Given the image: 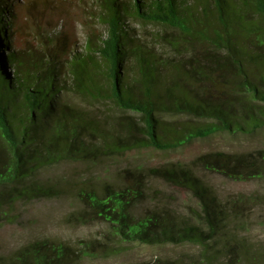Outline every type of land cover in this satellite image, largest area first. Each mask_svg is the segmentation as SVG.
<instances>
[{"label":"trees","instance_id":"trees-1","mask_svg":"<svg viewBox=\"0 0 264 264\" xmlns=\"http://www.w3.org/2000/svg\"><path fill=\"white\" fill-rule=\"evenodd\" d=\"M15 1L0 0V220L18 201L60 195L37 179L55 165L116 164L144 149L173 152L218 133L264 129V0H89L90 13L82 10L105 32H87L82 46L68 34V0ZM143 25L166 33L148 41ZM18 33L33 44L19 46ZM78 99L134 118L109 124ZM240 161L216 153L191 166H129L110 182H81L78 217L105 226L112 249L192 245L201 264H217L220 255L230 264H262L245 238L225 231L233 207H221L194 171L240 179L233 168ZM157 180L178 198L154 188ZM93 244L35 241L0 264H77L93 257Z\"/></svg>","mask_w":264,"mask_h":264},{"label":"rangeland","instance_id":"rangeland-1","mask_svg":"<svg viewBox=\"0 0 264 264\" xmlns=\"http://www.w3.org/2000/svg\"><path fill=\"white\" fill-rule=\"evenodd\" d=\"M17 1L14 5L21 7L27 0ZM68 1V34L77 45L82 46L87 32L93 29L96 33L105 32L103 25H97L88 18L91 17L87 14L92 8L89 0ZM82 9L86 10L87 14H84ZM251 16L256 20L258 18L253 14ZM4 20L15 22L13 17H4ZM13 27L16 28L14 25ZM139 31L148 41L151 34L162 36L166 33L165 28L154 25H143ZM17 35V44L23 48H26L27 42L29 45L34 42L28 33ZM159 43L153 46L156 52H161L163 48ZM215 91L219 95L226 93L221 87H215ZM203 95L213 96L206 89H203ZM77 103L88 111L98 113L109 124L118 120L126 123L128 118H134L132 113L122 112L110 103H91L81 99H78ZM216 153L241 158L239 166L233 165L236 171L244 173L240 179L209 170L204 166L203 170L195 168L194 171L221 207L225 206L228 211L233 207L234 211L229 212L231 217L225 231L245 238L252 249L262 255L264 264V129L248 135L218 133L207 139L196 140L173 152L144 149L136 152L132 158L120 160L116 164L108 161L101 164L61 163L44 169L37 179L42 183L57 186L63 192L55 197L28 198L14 204L11 218L0 220V256H7L29 243L48 239L70 245L92 241L93 257L82 259L77 264H201L199 248L192 245H131L119 250L112 249L109 239L104 236L105 226L89 220L86 223L80 221L78 216L83 212V206L76 199L74 190L84 181L110 182L114 175L129 166L159 167L177 162L191 166L196 157ZM150 183L154 188L166 190V186L159 180ZM166 191L173 193L172 189ZM173 194L178 198L176 192ZM152 202L146 201L145 205L150 206ZM203 229L207 230V226L203 225ZM209 244L213 245V242ZM215 247L219 249L220 245ZM218 258L217 264H230L228 256L220 255Z\"/></svg>","mask_w":264,"mask_h":264}]
</instances>
